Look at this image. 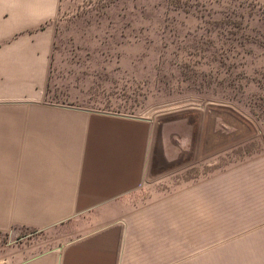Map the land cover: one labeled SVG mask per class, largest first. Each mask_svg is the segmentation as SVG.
<instances>
[{
	"label": "crops",
	"instance_id": "0c3cea01",
	"mask_svg": "<svg viewBox=\"0 0 264 264\" xmlns=\"http://www.w3.org/2000/svg\"><path fill=\"white\" fill-rule=\"evenodd\" d=\"M58 3L0 0V264H264V152L174 186L198 159L158 173L153 118L32 99L53 25L11 37ZM71 218L88 228L25 245Z\"/></svg>",
	"mask_w": 264,
	"mask_h": 264
},
{
	"label": "rangeland",
	"instance_id": "374dc122",
	"mask_svg": "<svg viewBox=\"0 0 264 264\" xmlns=\"http://www.w3.org/2000/svg\"><path fill=\"white\" fill-rule=\"evenodd\" d=\"M157 6L161 8L156 0H59L57 16L53 22L45 21L53 25L56 45L54 50L52 46L55 59L51 64L50 57L47 75L51 87L32 99L143 115L152 107L194 98L229 106L253 125L249 136L198 156L185 176L175 179L174 186H181L264 152V105L258 96L239 92L226 84L227 79L222 82L215 76V71L200 67L196 56L181 61L173 50L159 59L140 56V38L145 35L151 40L154 30L145 25L143 17L149 21L153 17L159 23L158 30L163 23ZM16 35L11 38L21 36ZM147 48L151 49L150 45ZM207 104L189 106L204 108ZM84 223L71 218L31 235L24 240L25 245L33 244L36 251L59 240L64 243L86 230Z\"/></svg>",
	"mask_w": 264,
	"mask_h": 264
},
{
	"label": "trees",
	"instance_id": "16d2710c",
	"mask_svg": "<svg viewBox=\"0 0 264 264\" xmlns=\"http://www.w3.org/2000/svg\"><path fill=\"white\" fill-rule=\"evenodd\" d=\"M156 2L161 4V8L157 7L163 23L158 30L155 28H158L159 23L153 17L150 21L143 17L145 25L154 30L151 40H147L145 35L140 38L139 50L136 51L140 56L144 58V54H149L152 60L154 57L159 59L171 50L181 61H185L189 55L196 56V63L199 62L200 67L215 71V76L219 75L222 82L227 79L226 84L239 92L249 91L258 96L264 105V0ZM47 24L40 23L18 35L42 29ZM131 39L128 37V42H132ZM54 55L53 52L51 64ZM49 78L46 92L51 87Z\"/></svg>",
	"mask_w": 264,
	"mask_h": 264
},
{
	"label": "water",
	"instance_id": "95a60500",
	"mask_svg": "<svg viewBox=\"0 0 264 264\" xmlns=\"http://www.w3.org/2000/svg\"><path fill=\"white\" fill-rule=\"evenodd\" d=\"M204 103L208 102L187 98L152 107L143 114V118H153L150 151L157 158L164 157L165 154L168 158L165 163L159 162L156 165L155 170L158 173L188 165L198 156L206 155L253 133V125L229 106H189H202Z\"/></svg>",
	"mask_w": 264,
	"mask_h": 264
}]
</instances>
